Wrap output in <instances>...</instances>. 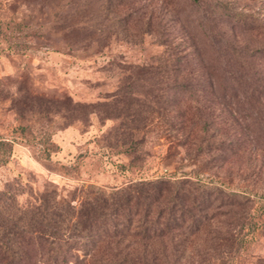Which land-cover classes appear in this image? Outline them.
Wrapping results in <instances>:
<instances>
[{"label":"rangeland","instance_id":"374dc122","mask_svg":"<svg viewBox=\"0 0 264 264\" xmlns=\"http://www.w3.org/2000/svg\"><path fill=\"white\" fill-rule=\"evenodd\" d=\"M208 3L228 13L229 22L221 16L227 23L224 37L249 48L264 44V0H122L111 7L106 0H0V189L9 185L12 191H30L45 185L75 203L86 185L107 189L155 176L198 177L245 200L231 264L264 256V135L255 140L241 134L242 144L217 168L208 153L195 149L198 141L212 139L210 98H169L170 114L185 110L188 122L182 127L156 117L158 107H164L158 98H138L130 107L123 99L113 100L124 93L133 71L130 63L150 62L164 48L156 39L162 29L146 26V21L159 19L167 41L177 45L179 22L188 11H206ZM133 6L137 15L130 11L126 28L109 25L111 17ZM216 46L225 49L222 40ZM213 48L206 47L208 55ZM134 72L136 93L153 94L148 84L155 76L140 68ZM134 108L154 117L145 125L132 123L131 152L125 151L129 139L122 143L111 127ZM203 122L208 123L204 131ZM27 197L17 195L19 200Z\"/></svg>","mask_w":264,"mask_h":264},{"label":"trees","instance_id":"16d2710c","mask_svg":"<svg viewBox=\"0 0 264 264\" xmlns=\"http://www.w3.org/2000/svg\"><path fill=\"white\" fill-rule=\"evenodd\" d=\"M106 1L111 7L122 0ZM207 7L200 14H185L189 16L179 22L177 45L167 41L161 21L150 17L146 26L162 29L156 39L164 48L150 62L130 63L133 71L127 76L124 93L113 100L123 99L130 107L138 98H158L164 107H158L156 117L164 116L169 126L182 127L188 122L185 110L177 108L170 114L169 98H210L215 112L208 122L213 125L212 139L198 141L195 149L208 153L218 168L242 144L241 134L255 140L264 135V44L249 48L230 41L222 33L227 25L223 21H230L225 8L218 12L212 3ZM137 8L111 17L109 25L116 30L126 28L130 11L135 14ZM211 16L218 22L209 20ZM217 40H222L224 50L213 48ZM209 46L220 67L207 54ZM136 68L155 76L148 84L153 94L136 93ZM207 92L210 96L205 97ZM236 111L243 124L238 123ZM152 117L134 108L111 127V133L121 137L122 143L129 139L125 151L134 152L132 123L145 125ZM208 123L201 124L202 131ZM189 133L181 143L187 142ZM43 151L48 157L47 149ZM23 193L28 197L19 200L17 195ZM72 199L45 185L30 191H12L9 185L0 189V264H231L238 252L235 235L245 217L240 211L244 199L220 184L198 177L155 176L107 189L86 185L77 202ZM247 263L264 264V256Z\"/></svg>","mask_w":264,"mask_h":264}]
</instances>
